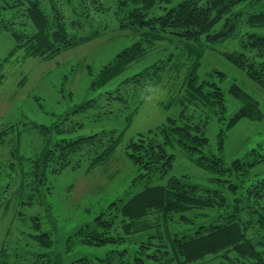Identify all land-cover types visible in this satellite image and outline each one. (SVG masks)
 Instances as JSON below:
<instances>
[{
	"label": "trees",
	"instance_id": "1",
	"mask_svg": "<svg viewBox=\"0 0 264 264\" xmlns=\"http://www.w3.org/2000/svg\"><path fill=\"white\" fill-rule=\"evenodd\" d=\"M242 1L246 0H180L174 6L165 7L161 3L170 0H115L119 27L125 30L137 28L140 38L117 52L95 73L87 66L94 77L91 81L93 89L108 86L145 54L148 44L180 37L188 43L186 49L190 56L195 57L178 93L165 104V107L177 105L179 110L176 115L167 116L157 127L138 132L125 145V153L136 166L139 178L152 174L162 177L169 173L173 167L174 154L167 152L166 146L174 142H178L198 165L217 174L232 168L243 169L264 160V154L251 160L236 159L229 168L224 165L222 157L204 151L208 145L206 126L210 113H214L220 124H223L226 98L217 83L198 79L196 67L199 57L196 58V50L189 43L204 35L212 39L233 36L234 25L230 23L234 16L232 9ZM92 3L97 5L91 7ZM158 7L164 8L163 13L155 12ZM99 10H104L100 0H0V16L8 14L16 20L18 17L17 22L21 26L12 29L14 45L9 54L21 49L23 56L47 59L65 48L78 45L101 31L92 26L97 16L95 13ZM222 20H225L222 27L216 30L215 26ZM246 23L264 26V10L249 14ZM243 45L247 51L225 52V55L264 88V34L248 33ZM165 67L166 61H160L119 78L113 90L117 92L114 97L126 101V97L144 93L153 77ZM105 91L112 94L109 90ZM229 91L243 105L228 118L223 127L220 125V150L227 130L241 118H261L257 100L235 83ZM143 98L144 94L138 99L139 103ZM89 101L79 107H85ZM136 108L137 104L130 116ZM12 127V124L0 127V145L6 142ZM66 131L58 125L41 126L39 132L43 138L40 146L32 157L25 158L29 160L27 168L20 170L18 205L44 204L41 192L43 186L49 189L46 186L49 172L57 173L68 166L77 167L84 160L89 162V166H94L114 150L121 135L103 130L71 137L64 135ZM19 158L24 159L22 155ZM19 163L23 164L21 161ZM228 186L231 189L236 187L233 184ZM245 192L236 201L240 202L244 198L250 202L246 206L249 208L247 218H242L237 211L220 213L218 216L222 221L215 220L207 226L201 223L193 234L178 236L169 232L170 223L175 220L193 222L197 215H213L211 212L215 210L227 209L229 200L221 188H201L187 174L169 175L164 184L146 185L126 200L112 202L110 205L114 206V210L109 212V217L100 213L92 222L79 226L67 236L63 253L75 250L77 244L99 247L109 244L114 249L106 250L101 256L83 255L63 264H190L206 256L231 259V254L254 264H264V177L248 185ZM189 212L191 215L187 214ZM28 226L27 235L35 242V246L52 245L49 234L40 231L41 222L37 214L30 218ZM137 242L140 243L137 249L128 246L119 248L123 243ZM35 255L37 258L29 264H62L60 258L49 253L38 251ZM0 264H19L9 258L5 243L0 246Z\"/></svg>",
	"mask_w": 264,
	"mask_h": 264
},
{
	"label": "rangeland",
	"instance_id": "2",
	"mask_svg": "<svg viewBox=\"0 0 264 264\" xmlns=\"http://www.w3.org/2000/svg\"><path fill=\"white\" fill-rule=\"evenodd\" d=\"M100 1L104 10L95 13L97 16L92 26L101 31L47 59L23 56L21 49L10 55L9 51L14 45L12 29L21 27L17 22L19 18L16 20L8 14L0 16V127L13 125L6 142L0 145V246L5 243L9 258L19 264L31 263L37 258L35 252L38 251L57 256L63 264L83 255L101 256L106 250L114 249L109 244L100 247L77 244L75 250L63 253L67 236L79 226L92 222L100 213L109 217V212L114 210V206L110 205L112 202L126 200L146 185L164 184L169 175L187 174L201 188H221L229 200L227 209L215 210L211 212L213 215L204 210L209 215H197L193 222L181 223L175 220L170 223L169 232L178 236L193 234L201 223L207 226L212 221H222L218 216L220 213L237 211L242 218H247L249 208L246 206L250 202L244 198L238 202L236 198L244 196L248 185L264 177V160L243 169L232 168L217 174L198 165L178 142L166 146L167 152L174 154L173 167L167 175L137 176L136 166L125 153V145L138 132L157 127L167 116L176 115L179 107L173 104L165 107V104L178 93L195 57L190 56L186 49L188 43L180 37L148 44L145 54L108 86L93 89L91 81L94 77L87 66L95 73L117 52L140 38V30L137 28L125 30L119 27L115 0ZM179 1L170 0L161 3V6H174ZM95 5L92 3L91 7ZM163 9L158 7L155 12L163 13ZM260 10H264V0L242 1L232 9L234 16L230 23L234 25L233 36L212 39L204 35L199 40L189 42L196 50V58L199 57L196 67L198 79L214 81L225 93V119L220 124L221 121L216 119L214 113H210L206 126L208 145L204 151L222 157L224 165L229 168L236 159L251 160L264 154V88L251 80L225 55V52L247 51L243 42L248 33L264 34V26L246 23L249 14ZM224 21L218 23L215 29H220ZM160 61H166V67L153 77L144 93L138 92L134 97H126V101L114 97L117 92L113 90L119 78ZM233 83L258 101L261 118H241L227 130L220 150V125L223 127L228 118L243 105L229 91ZM143 94L144 98L139 103L138 99ZM87 100L90 101L85 107H79ZM136 104L137 108L130 116ZM43 125H58L67 129L64 135L71 137L103 130L121 135L114 150L94 166H89V162L84 160L77 167L68 166L57 173L49 172L46 182L49 189L43 186L41 192L44 204L20 206L17 194L20 170L27 168L29 160L25 158L32 157L40 146L43 137L39 131ZM21 155L24 159L19 158ZM229 184L236 187L231 189ZM23 199L24 196L21 201ZM35 214L40 218V231L51 237V246H35V242L27 235L29 220ZM187 214L191 215V212ZM7 231L9 233L6 235ZM139 244L123 243L119 248L128 246L137 249ZM230 257L221 259L206 256L190 264H254L237 255L231 254Z\"/></svg>",
	"mask_w": 264,
	"mask_h": 264
}]
</instances>
